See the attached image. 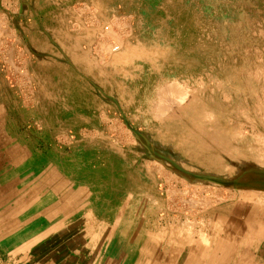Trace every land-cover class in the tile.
I'll list each match as a JSON object with an SVG mask.
<instances>
[{
  "label": "bare ground",
  "instance_id": "6f19581e",
  "mask_svg": "<svg viewBox=\"0 0 264 264\" xmlns=\"http://www.w3.org/2000/svg\"><path fill=\"white\" fill-rule=\"evenodd\" d=\"M20 1L35 9L49 0ZM83 1L93 9V18L76 34L57 25L38 37L33 22L21 26L26 47L34 52L29 78L37 88L30 99L34 107L28 110L38 113L36 125L44 131L52 121H60L54 126L55 134L62 126H92L88 135L67 139L68 154L55 146L34 162L32 148L18 134L24 117L15 115L14 103L21 107L24 100H13L9 77L17 70L12 57L4 56L8 66L5 73L0 69V239L6 236L13 242L1 247L23 254L33 251L37 264H264V128L259 137L243 135L239 124L228 123L234 105L224 107L210 98L215 91L200 84L201 78L192 77L191 87L183 88L189 79L171 74L173 68L184 69L188 53L178 52L179 40L174 43L165 32L161 16L168 8L187 11L189 0ZM114 2L132 20L134 32L128 31L127 37L130 29L123 30L121 18L114 17ZM215 2H209L210 8ZM232 2L227 0L229 8L220 19L210 14L212 43L192 49L194 61L206 52L211 63L224 68L220 79L209 81H214L219 93L220 89L229 92L226 103L233 102L234 93L259 97L255 84L243 80L247 76L238 75L219 59L214 44L224 31L233 33L244 20L254 21L234 12ZM241 2L251 6L248 0L234 3ZM195 5L190 17L197 23L201 12ZM155 14L160 23L150 21ZM117 20L119 31L114 30ZM12 27L20 25L0 21V48L10 53ZM80 43L88 47L81 51ZM54 45L57 51L51 55ZM164 64L171 66L166 74L161 73ZM69 89L79 92L82 108L68 105L65 92ZM114 104H125L120 113H127L131 121L141 120L143 130L129 127L120 137L144 155L143 166L137 154L130 157L119 148L120 139L102 136L97 129L94 114L106 120L102 108ZM125 117L121 115V124H130ZM90 150L104 151L107 164L85 170L82 161ZM174 207L190 213L169 219Z\"/></svg>",
  "mask_w": 264,
  "mask_h": 264
},
{
  "label": "rangeland",
  "instance_id": "374dc122",
  "mask_svg": "<svg viewBox=\"0 0 264 264\" xmlns=\"http://www.w3.org/2000/svg\"><path fill=\"white\" fill-rule=\"evenodd\" d=\"M19 1L20 0H0V13H1L0 14V21L2 20L4 23L6 21H8L9 23L11 22L12 24L16 23L17 25H20L19 28L12 27L11 32L8 31L9 32L8 34L10 35L12 33L11 37H13V38H10V39H13L12 40L13 47H12V50L10 49L12 55H10L11 53L8 51V49H7V51L4 50L3 46H2V48H0L1 49L0 50V69H1V71H3V73H5L4 68H6V66H5L6 62H4V61H6V60H4L5 59L4 56L6 53L7 56L12 57V59H10V57H8V58L13 63L12 64L13 68L17 70V71L14 70V72L16 74L18 73L16 75L12 71L13 74H10V76H9V77H11V82H13L12 86L14 87L13 91H12L13 100H16L18 102L17 99L19 98L20 100H24V103H25V104L23 103V105H21V107L17 106V103H14L15 115L17 112L18 114L23 115V117H24V118H22L21 124L19 125L18 134H20L21 136L24 137V139L29 143V145L32 149H34L35 151H37L39 154H41L43 156H46L49 153V150H51V148L55 147V146L60 147L62 149V154L66 155L71 150V147L69 145L70 143H68L70 141H68V140H71V138H73V136L75 137L74 139H77V135H78V138H82L83 136H86L84 134H86L87 132H88L87 133V135H88L91 132L90 128L92 129V126L90 125L91 127L87 126L85 128V126L82 125V123L76 124V126L74 128L73 127L67 128V126H65V127L62 126L61 129H58L59 132L57 134H55V132H54L55 127L54 126H57L58 122H60V121H57V120L52 121V123H51L52 127L46 128L44 131L42 129H40V127L38 125H36V119L35 118L38 115V113L36 111L35 112L29 111L31 107L32 108L34 107V105L32 103H30V101L33 100V98L35 96L34 93H35L36 88H37V87H35L36 83L30 79L31 78L30 75L33 71L32 62H35L34 52H33V49H31V48L28 49V47H26L27 41H28L27 35H26V33L22 32L21 26H25L26 22H33L34 31L38 37L40 34L44 33L45 31L52 30L57 25L63 26L64 31L67 30L66 32L69 34H71V33L76 34L77 32L80 31V29H83V27L85 25H88L90 23V20L93 18V12H92L93 9H91L92 10L91 11L89 9V8H91V7H89V5L87 7L85 5H83L84 4L83 0H49L48 2H45L44 4L39 5V7L35 8V9H33V6H29L30 5L29 2H28L29 5L28 4L26 5L25 3L22 5V3L21 4L19 3ZM151 1L152 0H148L147 1L148 4H150ZM210 1L213 2L214 0H202L200 2H198L197 0H194V1L189 0L190 5H188L187 11H185L183 9H179V8H176V9L175 8H172V9L168 8V10L164 11V15L161 16L162 20H163L162 27L165 29V32L168 33L169 36L173 37L174 43L177 40H179V42L176 43L178 45V52L184 53L186 51V53H188L187 54L188 56L185 57L184 64L181 66V67L184 66L183 67L184 69L181 68L179 70V69L173 68V69H175V72L171 73V74H174L175 77L181 76V77H184V79L185 78L189 79L188 84H187V82H185L186 85H184L183 88L184 87L185 88L191 87L190 84H191V78L192 77H195L197 79L201 78L200 84H204L205 86H207L206 87L207 90H213L214 89V91H215V93L213 91V93H214L213 97L211 95H209L210 98L214 99L215 101H219V103L222 104V106H224V107H226L228 105H230V106L234 105L235 106V109L231 110L232 112H229L232 114H230L231 115L229 117L230 122H228V123L230 125L231 124L232 125L233 124H235V125L239 124L244 133L242 131L241 132L245 136L246 135L252 136L250 134H253L254 136H258L260 134V133L258 134L260 129L264 128V123H263L264 117H262V116H264V113H263L264 109H262L264 107V99L261 100V97L264 98V92H263L264 91V81L262 82L263 79L261 80V78L264 77L263 76L264 75V64H263L264 63V60H263L264 59V57H263L264 56V0H248L250 2L249 4L251 6H249L245 2H241L240 4L234 3V2H240L242 0H232L233 2L231 3V8L235 7L233 9L234 12L240 13L241 15H246L247 17L252 16V17H254V21L251 24H249L244 20V22L242 23L241 29L239 27H237L236 28L237 31L233 32V33H229L228 31H224V33H226V34H224V35L222 34L221 35L222 37L220 38V40L217 41L216 43H214L215 47H216V51L220 55L219 59L226 62V65H229L232 70H234L235 72L237 71L236 73L238 75L244 74V76H247L243 80L246 81V84L247 83L249 84V82L252 84H255L257 91L255 90L254 93H255V95L259 96V97L254 96V94H252V95H248V94L239 95V93H234V95L231 96V99L233 100L232 103H226V102H228L227 95H226V93L227 94L229 93L228 91L225 93H222L223 90L220 89V93H219L214 81H209L210 78L220 79L223 76L222 70L224 68L219 67V65H217L218 63L217 64H215V62L211 63L209 61V58L208 57L206 58V56H207L205 54L206 52L201 57L202 59L200 58L199 60H196L197 62L194 61L195 56L193 55L194 50H192V49H194L195 46H198L201 44H203L206 47V46H208V44H210V42L212 43V41H210V38H211L210 35H211V29H212L210 14H213L216 16L218 15V18L220 19L224 14L227 13V10L229 8V6L226 4L227 0H216L215 4H213L212 8H210V6H209ZM202 2H203V4H202ZM196 3L199 5V8H200L199 12H201V16L199 18V22L194 23L192 21L190 15L192 14L193 9H195ZM31 4H32V2H31ZM77 4H79V5H77ZM117 5H118V3L114 2V6H116L117 12H119L118 14L120 16L118 14H116L117 12H115L114 10L112 12L114 13L113 15H116V16H114L115 18L116 17H119L118 19L121 18L120 21L123 22V23L121 22L123 24V26H122L123 30L130 29V30H127V32H126L127 33L126 37H127V36L131 35L132 32H134V30L131 29L132 24L130 22H132V20L129 19V17L125 18L123 11H121V9ZM118 8H119V10H118ZM114 9H115V7H114ZM125 19H126V21H124ZM118 21L119 20H117V24H115V26H114V30H116V31H119V28H120V26H119L120 22L118 24ZM150 21H152L154 23H160L156 14L151 17ZM260 22H261V24H260ZM82 25H83V27H82ZM259 28H260V30H259ZM261 29H262V33H260ZM128 31H130L131 33H129ZM126 33L122 34V35H124V36H122V38L125 39ZM8 34H7V40L9 39ZM0 35L2 36V34H0ZM175 37H177V38L175 39ZM15 38H17V39H15ZM110 39L108 40L109 42H110ZM17 41H18V43H17ZM113 41H115V40H113ZM4 42H5V39L2 40V43H4ZM78 46H79L78 48L81 51L85 50L84 48L88 47V45L85 43H80ZM29 47H30V45H29ZM51 48H52L51 49V55H53V53L55 54V52L57 51L56 46L51 47ZM92 48L94 49L93 53L95 54L96 50L94 47H92ZM190 50H192V51H190ZM255 52H256V54H255ZM89 55H92V54L89 53ZM205 58H206V60H205ZM233 58H234V60H233ZM167 64H164V67L161 70V73L163 71L165 72V70H166V72H168L167 69L171 66L169 65L167 67ZM191 65H192V67H189ZM255 65L258 69H255L256 68ZM17 66H19L20 68ZM215 66H217V67L215 68ZM249 69L251 70V71H249L250 73L247 72ZM261 70L263 72L262 76H260L262 74ZM170 71H171V69L169 70V72ZM256 71H257V74H258V72L259 73L261 72V74L260 75L258 74L259 76L257 74L255 75ZM166 72L164 74H166ZM252 74H254V75H252ZM12 75H14V76H12ZM253 76H254V78H253ZM256 76H258L259 81H256V79H255ZM155 78H156V76H155ZM252 81H255V82H252ZM188 85H190V86H188ZM143 87H145V85ZM81 92H83V91H81ZM208 92L209 91H207L206 94H204V95L205 96L208 95L207 94ZM260 92L262 93V96L260 95L261 94ZM78 93L79 92H75V91H72L70 89L65 92V96H67V103L71 108H76V107L82 108L83 107L79 104V100L81 97H79ZM31 95H33V96L31 97ZM243 96H244V98H243ZM258 98L261 100V102ZM136 99H137V94L135 95L134 100H136ZM26 103H27V105H26ZM105 107L106 108H102V109H106L103 112V114H106V116L108 117V119H106V120H104L103 116H99L100 114L98 112H94V113H98V114H94V119H93V120H95V122L96 121L98 122L97 129L99 130V132H102L101 135L102 134L103 135L108 134L109 136H112V137L114 136V138L116 137L115 140L120 139V141H119L120 147L119 148H122V149L124 148V152H126V154L129 155L130 157H132L133 156L132 154H134V153H135V155L137 154L136 157H139L140 165L143 166V164H144L143 160H145L144 155L138 154L137 150H135V147L133 146V144L131 142L130 143L125 142L126 140L122 141V139L120 137V136L127 133V129H129V127L133 131L143 130L144 127L142 125H140L141 120H132L131 121V119H129L127 117L128 116L127 113H125V114L120 113L121 110H123L124 108H127L125 106V104H123V106H121L120 104H114V105L105 106ZM258 108L261 110H259ZM236 110H238V112ZM256 110H259V111H256ZM261 113H262V116H260ZM257 114L260 116V118H259V116H257ZM67 115L69 116V114L65 113L64 118H67L68 117ZM121 115L122 116L124 115V117L126 115V117L129 119V120L127 119L126 121L131 122V123L122 125L121 123L123 122V120L121 118ZM126 117L124 119H126ZM117 118H118V120H117ZM100 119H101V121H100ZM120 120H122V121L120 122ZM33 121H34V123H33ZM135 121H137V122H135ZM63 122H65V120L62 121V123ZM237 122H240V123H237ZM251 126H253V127H251ZM34 128H35V130H34ZM64 128H67V130ZM62 129L66 130V132L65 131L62 132ZM56 130H57V128H56ZM84 130H86V131H84ZM123 130H124V132H123ZM61 132H62V134H61ZM118 132H119V134H118ZM129 132L130 131L128 130V134H129ZM256 133H257V135H256ZM62 135L67 136V138H65V136L62 137ZM63 138H65V139H63ZM88 154H89L88 158L92 157V159L89 160L88 158L85 157V159L82 161V167L85 170L91 171L94 168H98L99 165L107 164L106 163V157L104 158V156H105L104 151L100 152V151L90 150L88 152ZM66 166H68V164H66ZM179 185H180V183L178 184V187H181V185L180 186ZM157 187H159V186L157 185ZM207 193H208V191L206 188L204 190V194L207 195ZM262 193L264 194V191ZM178 210H179V208L176 209V207L170 209L168 218L169 219H175V218L178 219V217L180 218V216H179L180 213H186V212L188 214L190 213V211H188V210H185V211L184 210L178 211ZM203 218H199V220L200 219L203 220Z\"/></svg>",
  "mask_w": 264,
  "mask_h": 264
},
{
  "label": "crops",
  "instance_id": "0c3cea01",
  "mask_svg": "<svg viewBox=\"0 0 264 264\" xmlns=\"http://www.w3.org/2000/svg\"><path fill=\"white\" fill-rule=\"evenodd\" d=\"M5 64L7 66V62ZM4 123H7V120ZM11 131H12V133H15L13 126L11 127ZM32 150H33L32 157H33L34 162H38L39 159L43 158V156L40 155L37 151H35L34 149H32ZM0 234H2V233L0 232ZM2 240L3 241H1V239H0V264H25V263L26 264H37V262L35 260V255H34L35 253H32L33 251L32 252L28 251V253H24L26 257L23 256L24 255L23 252H20V251L17 252L15 249H12L10 251L11 252L10 253L7 248H6V250H4L1 247V245H2L1 243L7 244L8 242H10V241L13 242V241L9 240V238H7L6 236H4L2 238ZM26 254H28V256ZM67 257H69V256H67Z\"/></svg>",
  "mask_w": 264,
  "mask_h": 264
}]
</instances>
